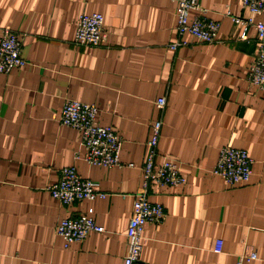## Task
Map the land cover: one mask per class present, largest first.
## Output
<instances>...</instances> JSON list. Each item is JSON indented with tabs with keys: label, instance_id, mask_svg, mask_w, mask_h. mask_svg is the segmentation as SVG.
Masks as SVG:
<instances>
[{
	"label": "crops",
	"instance_id": "obj_1",
	"mask_svg": "<svg viewBox=\"0 0 264 264\" xmlns=\"http://www.w3.org/2000/svg\"><path fill=\"white\" fill-rule=\"evenodd\" d=\"M197 2L220 22L214 43L178 35L169 0H0V35L6 27L22 35L27 61L0 73V264H122L155 119V161L177 162L185 182L150 186L148 200L164 217L144 224L133 264H236L251 252L256 259L242 264H264V91L246 80L256 32L248 27L242 39L230 17L249 15L242 0ZM92 12L103 16L105 42L75 45L79 16ZM66 99L98 107L97 122L121 138L122 166L83 160L79 132L59 120ZM224 146L247 150L246 183L213 173ZM65 166L105 196L59 204L48 187ZM90 208L104 231L65 248L57 223Z\"/></svg>",
	"mask_w": 264,
	"mask_h": 264
},
{
	"label": "built area",
	"instance_id": "obj_2",
	"mask_svg": "<svg viewBox=\"0 0 264 264\" xmlns=\"http://www.w3.org/2000/svg\"><path fill=\"white\" fill-rule=\"evenodd\" d=\"M175 6L178 35L189 34L196 40L211 44L216 42L220 22L206 17L197 0H169ZM242 7L247 9V17L231 15L232 21L242 32V39L246 38L248 27L254 28L258 40L257 52L251 62L246 80L249 84L264 91V20H255L256 15H264V0H242ZM197 14L190 17V12ZM229 15V12H227ZM103 16L99 12L81 14L78 18L74 40L75 45L98 46L105 42L106 34L103 26ZM23 36L3 28L0 35V73H9L13 68L27 64L21 55ZM179 43L170 46L177 48ZM165 97H158L155 106L161 110L165 106ZM98 107L92 103L66 99L60 112V123L70 126L80 134L84 147L83 160L89 165L122 166L119 160L121 138L108 126L100 125L96 116ZM161 120L155 119L151 124V134L146 142L145 159L142 166V179L138 190L134 193L132 212L125 230L126 251L122 264H133L138 260L142 244L143 226L146 222L159 223L164 217V209L160 203L148 200L150 186H174L183 184L185 177L180 173L179 164L172 159H165L160 163L155 161L160 137ZM131 165V164H130ZM252 159L247 150L232 146H224L219 150L213 173L220 176L229 185L246 183L251 175ZM51 196L61 205H69L75 201L95 197H104L105 193L96 189L91 179L82 178L74 166H65L60 171L59 179L48 187ZM92 208L88 212L75 217L59 220L55 233L60 236L67 248L72 242H83L90 232H103L92 215ZM223 240L216 239L213 246L215 253H220ZM236 264L242 261L256 259V253L241 254Z\"/></svg>",
	"mask_w": 264,
	"mask_h": 264
}]
</instances>
